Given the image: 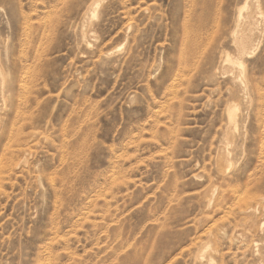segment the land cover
I'll list each match as a JSON object with an SVG mask.
<instances>
[{"label":"rangeland","instance_id":"1","mask_svg":"<svg viewBox=\"0 0 264 264\" xmlns=\"http://www.w3.org/2000/svg\"><path fill=\"white\" fill-rule=\"evenodd\" d=\"M245 3L241 74L223 58ZM263 17L264 0H0V156L16 108L27 136L1 158L0 264H264Z\"/></svg>","mask_w":264,"mask_h":264},{"label":"bare ground","instance_id":"2","mask_svg":"<svg viewBox=\"0 0 264 264\" xmlns=\"http://www.w3.org/2000/svg\"><path fill=\"white\" fill-rule=\"evenodd\" d=\"M245 0H243V2H244ZM253 1V0H252ZM101 2V1H100ZM256 3V2H255ZM95 8H94V10H92V17H95L96 16V7L98 6V2H96L95 4ZM254 5V4H253ZM93 8V7H92ZM240 8V7H239ZM244 10H247V3H245L243 6H241V9H240V11H237V12H239L238 13V16L236 17V19H234L235 20V31H234V33H233V36H232V38L233 39H231L232 40V46H233V48H234V51H235V53H236V55H237V57L236 58H232V57H230V56H228V55H225V57L223 58L224 59V63L226 64V63H228L229 64V66H236V68H238L239 70H240V73L241 74H243L242 73V70H243V68H244V61H242V59H243V57H247L249 54H251L250 52H251V47H253L252 46V38H253V32H254V29H255V23H254V20H250L251 19V16L250 15H246V18H245V21H244V19L242 18V12L244 11ZM258 12V11H257ZM259 14V13H258ZM256 16H257V14H256ZM264 18V17H263ZM260 19V18H259ZM257 20V19H256ZM264 20V19H263ZM261 23V22H260ZM215 25V24H214ZM234 25V24H233ZM257 25H258V23H257ZM259 28V27H258ZM256 31V30H255ZM258 31V30H257ZM232 32H233V30H232ZM231 32V33H232ZM230 36H231V34H230ZM231 38V37H230ZM255 41H256V39H255ZM219 42H220V40H219ZM218 42V43H219ZM255 44V43H254ZM214 50H216V49H214ZM253 52V51H252ZM217 53V52H216ZM221 53V52H220ZM224 53V52H223ZM226 53V52H225ZM233 54V53H232ZM222 55V54H221ZM224 55V54H223ZM217 56V55H216ZM221 61V60H220ZM223 63V64H224ZM222 64V63H221ZM225 66H227V65H225ZM229 69V68H228ZM234 69V68H233ZM227 70V69H226ZM230 71H231V69H230ZM229 71V72H230ZM26 74V73H25ZM230 74V73H229ZM228 74V75H229ZM233 74V73H232ZM231 76V75H230ZM233 77H234V75H233ZM241 77V76H240ZM25 79V78H24ZM242 79V78H241ZM246 79V78H245ZM233 80H235V79H233ZM239 80V79H238ZM241 81V80H240ZM244 81V80H243ZM230 82H231V79H230ZM235 82H236V80H235ZM240 83V82H239ZM243 83V82H242ZM241 83V84H242ZM244 84H246V83H244ZM248 85V84H247ZM24 86V85H23ZM26 86V85H25ZM25 86H24V88H25ZM239 86V85H238ZM245 87H246V85H245ZM247 88L248 87H246V88H244V92H245V90H247ZM242 89V88H241ZM240 89V90H241ZM7 90H9V88H8V86H5L4 85V83L2 84V86L0 85V94L3 96L4 94H6V96L7 97H9V95H8V93H9V91H7ZM248 91H246V93H247ZM240 93V92H239ZM240 94H242V92L240 93ZM248 94V93H247ZM247 94H245V95H247ZM4 97V96H3ZM245 97V96H244ZM250 97V96H249ZM6 99V98H5ZM249 99V98H248ZM245 101V100H244ZM241 102V101H240ZM240 102H239V104H240ZM251 102V101H250ZM3 103V102H2ZM249 103V102H248ZM230 104V103H229ZM229 104H228V106H229ZM233 104V103H232ZM234 105V104H233ZM6 106V105H5ZM5 108V107H4ZM9 108V107H8ZM239 108L240 107H238V106H236V105H234V106H231L230 108H227L228 110H227V117H228V119H227V122L226 123H228V126H229V129H231V130H233V131H236V128H237V123H238V111H239ZM15 109V107L13 108V110ZM17 109L18 108H16L15 109V111H14V117H13V119H12V121L10 122V124H9V128L7 129V135L5 136V145H4V148H3V153H2V155L0 156V170L1 169H3L4 168V166L3 165H5V164H7V163H5V164H3L2 163V159L1 158H3V157H8V158H6V161L7 162H11V160L15 157V155H16V157L17 156H21L22 157V159L24 160L25 159V157H27L26 156V150H24L23 148H21V146L22 145H20L19 144V142L21 141V140H24L27 136L25 135V136H22V133H21V127H17V124L19 123V121L21 122V121H25L26 120V115H24V113H22V118L21 119H19V120H17V119H15V118H17L18 116H20L21 115V112H18L17 111ZM240 111H241V109H240ZM243 112V111H242ZM241 114V113H240ZM5 116H8V114H6ZM30 117V116H29ZM18 118H20V117H18ZM240 122H241V120H240ZM239 122V123H240ZM0 125H1V122H0ZM227 126V127H228ZM239 127V126H238ZM240 128V127H239ZM238 129V128H237ZM0 133L1 134H3V132H2V130H1V128H0ZM235 133H237V131L235 132ZM240 134V133H239ZM238 134V135H239ZM237 135V136H238ZM234 137V136H233ZM234 140V139H233ZM232 140V141H233ZM232 143V142H231ZM235 143V142H234ZM233 143V144H234ZM222 145V144H221ZM228 145V144H227ZM227 145L225 146V147H227ZM238 147V146H237ZM221 149V148H220ZM219 149V150H220ZM232 149H233V147H232ZM237 149V148H236ZM226 151H227V149H225ZM234 150H235V148H234ZM222 151V150H221ZM1 152V151H0ZM233 152V151H232ZM236 152H237V150H236ZM228 153H230V152H228ZM239 153V152H238ZM231 154V153H230ZM233 154V153H232ZM237 155V154H236ZM231 156H233V155H231ZM230 157V156H229ZM233 158V157H232ZM21 160V159H20ZM20 160H19V163H20ZM22 160V161H23ZM18 164V163H17ZM24 164V166H25V162L23 163ZM39 180V179H38ZM0 182H1V179H0ZM234 190V189H233ZM242 194H244V193H242ZM236 195V194H235ZM238 195H240V194H238ZM243 196V195H242ZM239 198V197H238ZM240 198H242V197H240ZM262 198V197H261ZM235 199V198H234ZM237 200V199H236ZM245 201V200H244ZM250 201V200H249ZM209 202V201H208ZM236 202V201H235ZM234 202V203H235ZM251 202V201H250ZM207 203V202H206ZM258 203V202H257ZM210 204V203H209ZM220 206V205H219ZM236 206V205H235ZM245 206H247V205H245ZM254 206V205H253ZM262 206H264V203H262ZM251 207V203H249V205H248V208H250ZM256 207V206H255ZM254 207V208H255ZM247 208V207H246ZM245 209V208H244ZM243 209V210H244ZM245 210H247V209H245ZM249 210V209H248ZM247 210V211H248ZM253 210V209H252ZM239 212V211H238ZM257 212V211H256ZM241 213V212H240ZM250 217V216H249ZM260 224V223H259ZM262 225H263V223H262ZM261 225V226H262ZM208 235V234H207ZM210 235V234H209ZM224 235V234H223ZM249 237H250V235H249ZM208 238V237H207ZM228 239V238H227ZM207 240V239H206ZM228 241H230V238L228 239ZM203 242V241H202ZM205 242H207V241H205ZM205 242H203V243H205ZM209 243V242H208ZM254 243V242H253ZM256 244V243H255ZM206 246H208V245H203L202 244V246H200L199 248H198V255H197V259H199V257H200V259L203 257V254L205 253V251L207 250V248H209V247H206ZM256 247V246H255ZM215 248V247H214ZM218 249V248H217ZM253 249H255L254 247H253ZM196 250H197V248H196ZM196 250H194L195 252L194 253H196ZM263 250V249H262ZM236 254V253H235ZM254 254V253H253ZM244 255V254H243ZM234 257V256H233ZM193 258V257H192ZM195 258V257H194ZM193 258V259H194ZM192 259V260H193ZM199 259V260H200ZM205 259V258H204ZM209 260H210V258H209ZM198 261V260H197ZM201 261V260H200ZM196 262V261H195ZM208 264H209V262H207ZM212 264H214V262L212 263ZM216 264V263H215Z\"/></svg>","mask_w":264,"mask_h":264}]
</instances>
